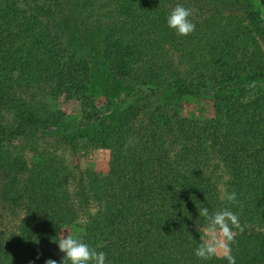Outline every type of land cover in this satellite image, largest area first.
Masks as SVG:
<instances>
[{"label": "trees", "instance_id": "trees-1", "mask_svg": "<svg viewBox=\"0 0 264 264\" xmlns=\"http://www.w3.org/2000/svg\"><path fill=\"white\" fill-rule=\"evenodd\" d=\"M183 4L195 30L178 35ZM0 264L60 261L80 227L107 264H228L195 255L210 221L238 217L236 264H264V17L257 0H0ZM114 91L95 108L94 83ZM210 93L212 118L179 121ZM82 105L56 113L58 95ZM109 150L93 185L73 154ZM236 193V201L226 196Z\"/></svg>", "mask_w": 264, "mask_h": 264}, {"label": "rangeland", "instance_id": "rangeland-1", "mask_svg": "<svg viewBox=\"0 0 264 264\" xmlns=\"http://www.w3.org/2000/svg\"><path fill=\"white\" fill-rule=\"evenodd\" d=\"M261 8L262 16L264 17V0H257ZM14 84V75L10 72L0 73V85L12 86ZM94 100L95 108L100 109L104 107L107 98L111 96L116 100L125 96L124 92L114 91L112 86L105 80L104 77L98 76L97 81L94 83ZM57 109L55 110L60 117L68 115L78 120L82 114V105L77 99L67 98L64 94H59L57 98ZM183 109L180 113L179 121L181 125H185L194 119L212 118L215 115L214 101L210 93H203L199 98L185 97L182 100ZM111 153L106 149L87 148L80 149L75 152L73 156L76 161L83 164L87 173L89 174V181L93 185H104L111 183L114 180L115 173L111 165ZM71 234L74 237L81 238L84 242V233L80 227H63L59 230V239L62 236ZM217 241L226 244L225 237L219 231L205 234L199 242L216 243ZM101 251L99 247L92 246ZM64 255V253H62ZM202 260V259H201ZM223 250H218V255L212 257L207 261H225Z\"/></svg>", "mask_w": 264, "mask_h": 264}, {"label": "clouds", "instance_id": "clouds-1", "mask_svg": "<svg viewBox=\"0 0 264 264\" xmlns=\"http://www.w3.org/2000/svg\"><path fill=\"white\" fill-rule=\"evenodd\" d=\"M191 10L184 7L183 4H177L167 16V25L174 29L178 35L187 36L195 30V24L190 19ZM227 200L235 202L236 193H230L226 196ZM199 216H203L210 221L211 229L219 228L223 237L227 241L233 240V232L230 229L229 223L235 226L238 225V217L230 210L218 211L213 215H209L207 208L199 209ZM59 250L64 253L61 260L49 259L46 264H107L106 253L97 251L81 238H77L68 233L67 236H62L58 240ZM218 250H223V256L228 260V264H236L235 257L231 255L227 244L217 241L216 243L202 242L195 250V255L202 260H209L218 255Z\"/></svg>", "mask_w": 264, "mask_h": 264}]
</instances>
